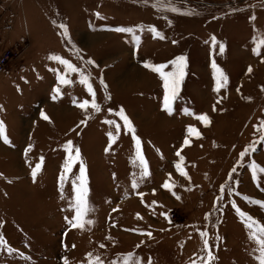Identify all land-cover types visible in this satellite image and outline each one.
Listing matches in <instances>:
<instances>
[{
	"label": "rangeland",
	"instance_id": "rangeland-1",
	"mask_svg": "<svg viewBox=\"0 0 264 264\" xmlns=\"http://www.w3.org/2000/svg\"><path fill=\"white\" fill-rule=\"evenodd\" d=\"M94 11L89 38L84 25H76L87 16L70 17L75 31L65 16H42V31L31 25L28 32L19 29V21L7 26L12 16L5 11L0 15V55L21 51L0 74V121L11 142L0 139V236L6 241L0 264H89L96 257L102 264H124L129 253L140 264H200L201 256L207 258L205 238L211 264H258L250 230L232 204L264 224V208L243 199L264 201V173L253 180L251 168L253 162L264 167V141L256 130L264 121V46L260 55L253 51L264 39V0H94ZM152 27L164 38L149 31ZM219 44L225 46L222 54ZM52 55L90 76L100 111L89 107L86 124L80 123L85 111L73 100L91 102L92 96L77 73L66 76L70 84L57 80L65 70L49 59ZM181 55L188 67L170 116L162 110L163 82L143 65L167 64ZM213 60L228 78L219 93L213 91ZM55 88L60 95L53 100ZM121 108L141 140L148 176H141L139 161L133 163L132 134L113 115ZM201 114L209 117L207 127L195 119ZM108 119L121 126L119 133L115 124L104 123ZM188 126L196 127L200 138L188 136ZM108 132L117 137L111 147ZM69 140L80 149L88 178L86 219L93 223L83 229L69 223L74 216L71 181L79 164L67 174L63 198L60 194ZM41 156L44 162L33 181L31 170ZM177 163L190 179L180 175ZM165 181L174 185L172 192L162 187ZM149 231L151 238L141 234Z\"/></svg>",
	"mask_w": 264,
	"mask_h": 264
},
{
	"label": "snow or ice",
	"instance_id": "snow-or-ice-1",
	"mask_svg": "<svg viewBox=\"0 0 264 264\" xmlns=\"http://www.w3.org/2000/svg\"><path fill=\"white\" fill-rule=\"evenodd\" d=\"M173 12H177L178 9L172 7L170 9ZM59 27L63 30V35L65 37L68 36V30L67 27L63 24L59 25ZM112 31L121 33V32H131L132 29H126V28H115L112 29ZM149 31L155 33L157 37L160 39H163L164 37L160 35V33L156 30V28L152 27L149 29ZM136 39L137 43H139L138 37H134ZM212 44L215 46L217 44V41L215 37H212ZM264 46V39H260L257 47L253 49L254 53L256 55H260V47ZM219 51L222 54L225 51V46L223 44H219ZM78 53V50H77ZM79 58V56H78ZM49 59L57 61L59 64L64 66L65 74L57 73V80L62 84H70L71 81L66 78V76L70 73H77L80 77L79 83L81 85H84L87 89V92L92 96L91 102L89 100L85 99L82 103H77L75 100H73V103L76 104L78 108L85 111V119L82 120L81 124H86L87 119L89 118L87 115V109L91 107L92 110L99 112L100 106L97 104L95 99V92L93 90V87L91 83H89L90 76L86 75L81 69L74 66L70 61L63 59L62 57L58 55H52L49 57ZM87 64H92L93 61L88 60L86 61ZM169 64L171 65V68L168 71H165V69L169 68ZM144 68L150 70L153 73L158 74L160 80L163 82V111H165L168 115L173 114V107L172 104L175 101V99L179 95L180 86L185 78L186 75V69L188 67L187 64V58L183 55L177 56L175 59L169 61L167 64H151V63H145ZM212 69V78L215 80V87L213 91L219 93L222 88H225L228 84V78L224 75L223 71L217 66V63L215 60H213L211 64ZM249 72L252 71V69L249 67ZM101 84L103 85V81L101 80ZM53 96L52 99L56 100L57 97L60 95V89L55 88L53 89ZM106 99H110V97H105ZM219 103V100L217 101ZM215 110V109H213ZM186 115H193L189 112L188 109L184 110ZM113 115H118L120 119L123 121V127L132 134L131 139L133 140L135 144V157L133 159V163L136 161H139V166L141 168V176H148V163L142 154L141 151V140L136 135V129L134 128L132 122L129 120L127 115L124 112V109L121 108L117 113H113ZM40 116L43 120L49 121L50 118L44 113L41 112ZM195 119L200 121L205 127H207L210 123L209 117L207 114H201V115H195ZM104 123L108 125L115 124L116 132H120L121 126L119 124H116V122L112 119H108L104 121ZM257 132L260 133V140L264 141V121H261L260 127H258ZM188 136H195L197 138H200L201 133L197 130L194 126H188L187 128ZM116 136L113 135L112 132H108V139H109V147H111V144L116 140ZM0 139L3 140L4 144H10V140L8 139V136L6 135V129L5 125L2 121H0ZM184 145L189 144V139L185 138L183 141ZM32 145H29L28 148L24 150V155L27 157L28 153L31 151ZM64 150L67 153V158L65 159L64 165H63V173L61 174L59 178L60 183V194L63 198L64 195V184L67 180L68 176L67 174L72 172L73 166L76 164H79V174L75 176V178L71 181L72 183V191L74 193L73 201H72V210L74 212V216L69 221L71 226L73 228L83 229L86 225H90L93 223L92 220L86 219L90 207L88 202V178L86 176V166L83 162V159L81 157V152L79 148H74L73 142L71 140L67 141V143L64 145ZM107 151V149H106ZM249 149L246 148L244 151H242L239 155L240 158H244ZM176 156L180 157V161H184V157L181 156V153L179 151L176 152ZM44 162V157L41 156L39 159V162L35 164V166L31 170V176L33 178V181H35L37 174L41 171L42 165ZM176 169L180 173L181 176H184L186 179H190L187 177V173L184 171V169L181 167V163L176 164ZM252 168V178L253 180L257 179L258 173H264V167H259L255 162L251 164ZM235 169H233V172ZM132 182V188H137V182L135 180V174ZM77 181L79 183H77ZM164 189H167L169 192H172V188L174 185L169 184L168 181H165L162 185ZM224 191V188H221V192ZM229 192H231V189H229ZM175 196V193H172ZM223 197H219L218 199H222ZM176 199H180V197L176 196ZM243 199L251 204L260 205L262 208H264V201L260 200H251L249 197L244 196ZM153 204L156 202L153 201ZM232 207L236 210V213L239 217L242 218V222L244 223L245 227L250 230L249 232V239L253 240L256 245V250L258 251L257 256V262L258 264H264V224L260 223L256 219H254L252 216L247 215L244 211H242L239 207L236 206L235 203L232 204ZM161 215L165 216L166 219H168V216L166 213H161ZM137 218L141 219L139 214H137ZM207 219V216L205 217ZM142 235H146L148 238L152 237V232H146L141 233ZM200 236L202 238L207 237V232L201 231ZM219 239V237H217ZM6 241L2 236H0V246H5ZM139 245H137L138 247ZM101 248L104 247L103 244L100 245ZM7 251L11 253L13 251L12 248H7ZM203 251L207 253V258L205 260V257H200V264H211V261L214 259L212 256V253L210 251V245L208 240L205 238L203 240ZM89 258H91L92 254L89 253ZM65 264H67V261H65ZM89 264H102L100 262L99 257L95 258V261H92L90 259ZM115 264V262H114ZM124 264H140V261L138 259H134V256L132 253L128 254V257L124 260ZM148 264H151V261L148 262ZM193 264H196L195 261H193Z\"/></svg>",
	"mask_w": 264,
	"mask_h": 264
},
{
	"label": "crops",
	"instance_id": "crops-1",
	"mask_svg": "<svg viewBox=\"0 0 264 264\" xmlns=\"http://www.w3.org/2000/svg\"><path fill=\"white\" fill-rule=\"evenodd\" d=\"M59 2H54V0H0V15L5 11V15L9 14L12 16V20H6L7 26H13L14 21H19V29L26 30L29 32L30 26H33L34 31H42V16L55 18L58 16H65L64 21L68 25H72V30L75 31L76 25H84V30L87 33V38L93 37L94 33V0H58ZM74 1V2H73ZM12 2V3H11ZM7 3V4H6ZM8 3H11L12 8L19 5L18 9L15 11L7 9ZM44 3L48 8L44 9ZM14 5V7H13ZM76 5V6H75ZM81 5V6H80ZM61 10V11H60ZM4 15V16H5ZM76 16H87V19L78 21L76 25H73L70 21V17ZM14 17V18H13ZM20 17V18H19ZM68 17V19H66ZM92 17V18H90ZM16 19V20H15ZM92 19V22H91ZM12 21V22H11ZM17 23V22H15ZM24 25L22 26V24Z\"/></svg>",
	"mask_w": 264,
	"mask_h": 264
},
{
	"label": "built area",
	"instance_id": "built-area-1",
	"mask_svg": "<svg viewBox=\"0 0 264 264\" xmlns=\"http://www.w3.org/2000/svg\"><path fill=\"white\" fill-rule=\"evenodd\" d=\"M21 51L7 50L0 55V74H3L9 67L12 61L20 57Z\"/></svg>",
	"mask_w": 264,
	"mask_h": 264
}]
</instances>
